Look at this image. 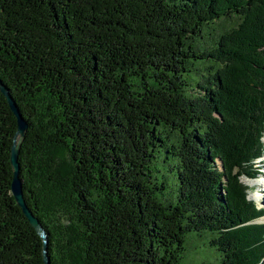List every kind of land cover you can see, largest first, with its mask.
<instances>
[{
	"label": "trees",
	"instance_id": "16d2710c",
	"mask_svg": "<svg viewBox=\"0 0 264 264\" xmlns=\"http://www.w3.org/2000/svg\"><path fill=\"white\" fill-rule=\"evenodd\" d=\"M0 80L49 264H181L203 230L219 264H264V208L240 181L264 151V0H0ZM14 114L0 92V264H45L11 193Z\"/></svg>",
	"mask_w": 264,
	"mask_h": 264
},
{
	"label": "rangeland",
	"instance_id": "374dc122",
	"mask_svg": "<svg viewBox=\"0 0 264 264\" xmlns=\"http://www.w3.org/2000/svg\"><path fill=\"white\" fill-rule=\"evenodd\" d=\"M229 21H218V30L213 34V41L217 37L218 31L222 30L221 26L227 29L235 25V20ZM210 39L211 36L205 34L204 39H198V42L205 45L210 43ZM206 46L207 45H205V47ZM198 73L201 75L203 71ZM200 75L196 74L194 76L198 78ZM260 138L264 143V131L263 136ZM260 155L262 156L255 160L254 165L256 168L260 169L258 170V174L255 175L254 179L247 177L245 174H241L240 181L247 186V198L254 200L258 206L257 208H264V151ZM174 163L175 161L173 159L166 160L164 155H161L155 161L156 172H154V174L161 178L166 185L162 193L164 201H174L177 198V167H175ZM217 163L220 165V169H222L221 161L219 159H217ZM257 220L258 222H264V215L260 216ZM211 236L212 232L209 230L192 231L187 233L184 243V251L180 259L181 264H219L221 261V253L216 247L209 244Z\"/></svg>",
	"mask_w": 264,
	"mask_h": 264
},
{
	"label": "water",
	"instance_id": "95a60500",
	"mask_svg": "<svg viewBox=\"0 0 264 264\" xmlns=\"http://www.w3.org/2000/svg\"><path fill=\"white\" fill-rule=\"evenodd\" d=\"M0 92L6 97L9 106L12 110L16 118V130L12 139V145H11V151H10V164L12 167V180H11V193L18 204V206L22 209V212L28 219L29 223L32 227L37 231V233L40 235V238L42 239V256L45 264H49V257L47 254V246H48V235L38 218H36L32 211L28 208V206L25 203L24 197H23V191H22V180L19 176V164H18V152L19 147L22 139L25 135V130L27 128V124L25 119L22 117V115L19 112L18 107L16 106L14 99H12L11 95L9 94L8 89L6 86L1 82L0 80ZM255 222H258L255 221Z\"/></svg>",
	"mask_w": 264,
	"mask_h": 264
}]
</instances>
